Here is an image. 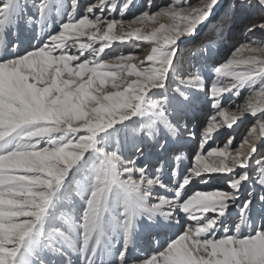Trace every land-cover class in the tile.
Returning <instances> with one entry per match:
<instances>
[{"label": "snow or ice", "instance_id": "snow-or-ice-1", "mask_svg": "<svg viewBox=\"0 0 264 264\" xmlns=\"http://www.w3.org/2000/svg\"><path fill=\"white\" fill-rule=\"evenodd\" d=\"M134 6L0 0V264H264V0Z\"/></svg>", "mask_w": 264, "mask_h": 264}, {"label": "rangeland", "instance_id": "rangeland-1", "mask_svg": "<svg viewBox=\"0 0 264 264\" xmlns=\"http://www.w3.org/2000/svg\"><path fill=\"white\" fill-rule=\"evenodd\" d=\"M160 0H154V3L159 4ZM194 1V0H193ZM135 2V6L130 8V10L132 9V11H128V13L125 16V19H131V17L135 14H138L144 7V3L145 0H134ZM142 3V4H140ZM142 5V6H141ZM242 35H244L240 30H236V36H237V41H240L242 38ZM146 47L148 46H141L140 50H134L133 47L130 46V44H126L124 45L121 42H115L113 43L112 47L110 49H106V52H111V53H128V52H134L135 53V59L137 60V64L141 61V58H143L144 56H142V54L144 53V49H146ZM182 47H191V45H182ZM143 52V53H142ZM221 55H223V50L221 51ZM187 59V55L185 57ZM145 60V59H144ZM143 61V60H142ZM245 95L244 93L241 94V97L239 99H237L236 103H241L244 99ZM247 119H251V121L247 120ZM247 119L244 120V122L241 124V126L243 125V127H241V129L239 130V132H237V134H235L237 136V139L239 140L240 136L247 130V128L249 127V125L252 123L253 118L248 117ZM250 123V124H249ZM246 124V125H245ZM223 137H221L222 139ZM219 142V141H217ZM262 143H264V141H262ZM235 146V145H234ZM187 165L191 163L190 160H187ZM198 187L200 188H204V185H198ZM208 187H226L223 180H214L212 181V183L210 185H208Z\"/></svg>", "mask_w": 264, "mask_h": 264}, {"label": "bare ground", "instance_id": "bare-ground-1", "mask_svg": "<svg viewBox=\"0 0 264 264\" xmlns=\"http://www.w3.org/2000/svg\"><path fill=\"white\" fill-rule=\"evenodd\" d=\"M194 3H195V0L193 1ZM162 3H164V0H160L159 1V4H162ZM140 4H142V3H140ZM142 6V5H141ZM132 8V7H131ZM133 9V8H132ZM132 9L131 10H129V11H132ZM160 23H166V21H163V20H161V21H159ZM133 27H139V28H141V29H143V28H145V27H147L148 28V30H151L152 28H154V27H158V24H156V25H147V26H145V25H140V24H136V25H133ZM239 30V29H238ZM22 39H24V40H27L28 38H29V36H27V35H23L22 34V37H21ZM240 38H242L240 41H243V40H245V39H247V36L244 34V35H242V37H240ZM254 38H259V34H257V36L256 37H254ZM113 43H115V42H113ZM124 45H126L125 43H123ZM148 46V47H146V49H144V53L142 54V56H144L143 58H141V61L142 60H144V59H146V56L150 53V44H148L147 42H143V43H140V46L139 47H136V48H134V50H140L141 49V46ZM243 55H245V56H247V55H250V53H248V52H245V53H243ZM133 63H137V60L134 58V60H133ZM243 101L241 102V103H243L244 102V100H245V97H244V99H242ZM237 101V100H236ZM247 120H249V121H251V119H247ZM250 124V123H249ZM246 125V124H245ZM241 127H243V125L241 126V124H240V127L239 128H237L236 129V132L234 133V135L235 134H237V132H239V130L241 129ZM221 131H227V130H221ZM187 160H185L184 161V166H187ZM194 186H196V187H198V185H194Z\"/></svg>", "mask_w": 264, "mask_h": 264}]
</instances>
